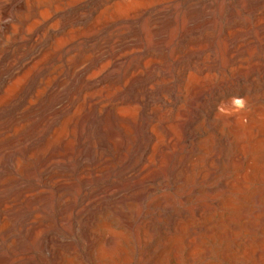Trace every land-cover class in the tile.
<instances>
[{
	"label": "bare ground",
	"instance_id": "1",
	"mask_svg": "<svg viewBox=\"0 0 264 264\" xmlns=\"http://www.w3.org/2000/svg\"><path fill=\"white\" fill-rule=\"evenodd\" d=\"M57 1L0 5V264H109L57 230L107 202L121 264H264V17L231 29L264 0H221L219 32V0H107L115 40V13L86 29L93 0ZM232 96L247 110L220 114Z\"/></svg>",
	"mask_w": 264,
	"mask_h": 264
},
{
	"label": "rangeland",
	"instance_id": "2",
	"mask_svg": "<svg viewBox=\"0 0 264 264\" xmlns=\"http://www.w3.org/2000/svg\"><path fill=\"white\" fill-rule=\"evenodd\" d=\"M3 1V2H2ZM6 0H0V5L3 4ZM13 1V0H12ZM47 1H52V0H46V3ZM60 1V2H58ZM57 2H54L53 6L54 5H58L62 7L63 10H59L60 12L59 13H56V15H61V14H65V15H70V14H73V13H81L80 9L79 8H73V7H70V6H67L66 3L69 2L70 0H58ZM107 0H101L100 2H97L95 0H93V2H91V4L89 5V7L87 8H83L82 7V10L86 13H84L85 15V21L88 22V24H86V29H90L89 26H91L92 28L93 27H96L99 26L101 27L102 25H104V23L106 22H112V20H109V18L111 19L112 18V15H115L113 16L112 19L113 22L110 23L109 27L108 28L109 30L111 29H114V40L118 38V31H120L119 27L121 28V24L122 22L118 19L116 20V18L118 17L117 15H119L120 13H118L120 10L123 11V5H120V3L118 4V1H112L110 2V4H107L106 2ZM213 1V0H212ZM28 2L30 4H32V0H28ZM65 2V3H64ZM97 2V3H96ZM103 2V3H102ZM45 3V2H43ZM56 3V4H55ZM58 3V4H57ZM65 5H64V4ZM220 5H218V4ZM110 5L109 7L111 8H108L107 10V13L106 11L104 12H99V10L102 8V7H105V5ZM117 4V5H116ZM223 3H221V0L219 1H213V3H209V2H204L203 3V6L206 10L207 13H205V15H202V18L205 20V22H207V24L204 25V30H207V31H216V32H219V31H222V25H223V21H224V14H225V9H224V6L222 5ZM46 6H48L47 4H44ZM104 5V6H103ZM46 6H40V8H43V7H46ZM50 6V5H49ZM53 6L52 8H50L49 12H44V14L46 13H52L53 11ZM101 6V7H100ZM95 7V8H93ZM73 8V9H71ZM89 8V9H88ZM261 8V9H260ZM45 9V8H44ZM263 9V10H262ZM71 10V11H70ZM94 10V11H93ZM97 10V11H95ZM111 10V11H110ZM117 10H119L118 12H116ZM75 11V12H74ZM88 11V12H87ZM115 11V12H114ZM204 9L202 10V13H203ZM240 11L242 12H239L237 14V17H236V21H235V24L231 27L232 30H238L240 32H242L243 30L245 31H254L256 30L257 28L255 27L254 25V20H255V14H257L259 17L263 18L264 17V2H262V4H260L259 6H257V8L255 9L254 12H247V11H244L242 9H240ZM68 12V13H67ZM110 12L113 13L110 15ZM23 13V15H22ZM107 14V15H104ZM259 13V14H258ZM262 13V14H260ZM21 14V15H20ZM117 14V15H116ZM96 15V17H95ZM101 16V17H97V16ZM19 16L21 17H27V20H26V24H29V23H32L34 20L38 19L39 18V14L37 12V8L34 6L32 7V5H30V7L28 9H22V12L19 13ZM108 16V17H107ZM105 17V18H104ZM116 17V18H115ZM246 18V19H245ZM89 19V20H88ZM91 19V20H90ZM93 19V20H92ZM99 21H98V20ZM105 21H104V20ZM109 20V21H106V20ZM243 19V20H242ZM97 20V21H96ZM208 20H210L208 22ZM217 20V21H216ZM249 20V21H248ZM252 20V21H251ZM92 21V22H91ZM212 21V22H211ZM248 21V22H247ZM246 22V24H245ZM93 23V24H91ZM121 23V24H120ZM91 24V25H90ZM102 24V25H101ZM116 24V25H115ZM117 24H120V25H117ZM216 24V26H215ZM240 24V25H239ZM115 25V26H113ZM236 25V26H235ZM177 26H178V23L176 21H171L170 25H169V28H168V32H167V36L166 38L168 39L169 36L173 33V31H175L177 29ZM213 26V27H212ZM242 26V27H241ZM215 27V29H214ZM237 27V29H236ZM117 28V29H116ZM247 28V29H246ZM40 29V28H39ZM91 30H94V29H91ZM117 30V31H116ZM139 32H137V35L138 38L141 39V41L144 40V35L142 34V32L140 30H138ZM172 32V33H171ZM116 36V37H115ZM141 36V37H140ZM111 39H113L111 37ZM109 39L108 43L111 44L112 40ZM143 39V40H142ZM135 41H133L132 43L134 44ZM110 44H107V46H109ZM136 44V42H135ZM106 46V47H107ZM131 46V44H130ZM112 204L107 202L99 207H97L95 209V212H93L90 216L89 219H87L86 221L82 222V224H78L76 225L77 223L74 221L73 218H69V217H63L61 222L58 223L60 225L57 226V230L61 233V234H64L66 236V232H65V229L66 230H73L74 231V234L71 235V239H74L72 240L73 243L75 245H77L79 248H81V252H82V255L84 257V261L86 262H90V263H98L100 262L101 260H104L106 259L107 262H109V264H121L122 261H123V256L122 254L119 252V246H121V241L119 239V237L117 235H115L118 231L117 227L114 225V207H111ZM105 207V208H104ZM101 208V211L99 210ZM104 208V209H103ZM98 210V211H97ZM104 210V211H103ZM103 213V214H102ZM105 213L107 215H105ZM113 214V215H112ZM99 215V216H98ZM49 216V220L50 221H53V222H56V216H52L51 215H48ZM96 216V217H94ZM92 218V219H91ZM96 218V219H95ZM99 218V219H98ZM101 218V219H100ZM109 218V219H108ZM69 219V220H68ZM95 219V220H94ZM111 219V220H110ZM90 220V221H89ZM64 221V222H62ZM70 221V222H69ZM88 221V222H87ZM73 222V223H72ZM104 224V228L102 227V225ZM67 224V225H66ZM100 227H98V226ZM106 225L108 227H106ZM68 226V228L65 227ZM62 227V229H61ZM70 227V228H69ZM72 227V228H71ZM98 227V228H97ZM96 228V229H95ZM106 229V230H105ZM110 229V230H109ZM87 230V231H86ZM89 230V232H88ZM114 230V231H112ZM117 230V231H116ZM91 231V232H90ZM107 231V232H106ZM110 232V233H109ZM83 233V234H82ZM109 233V236L107 235ZM112 233V234H111ZM82 234V235H81ZM93 234V235H92ZM107 235V237H106ZM113 237V238H112ZM88 238V239H87ZM100 239V240H99ZM90 240V241H89ZM95 240V241H93ZM115 240V241H114ZM105 241V243L103 242ZM108 241V242H107ZM113 241V242H111ZM92 242V243H91ZM115 242V243H114ZM109 243L111 245H114L111 247V245H109ZM98 245V246H97ZM101 245V246H100ZM103 245V246H102ZM109 245V246H108ZM100 246V247H99ZM92 247V250L95 251V250H98L99 251V258L98 257H95L93 253H90V248ZM103 249H102V248ZM100 248V249H99ZM106 248V249H105ZM116 250V251H115ZM103 253V254H102ZM115 258V259H114ZM121 259V260H120ZM22 260V261H21ZM21 260H15L13 263L11 264H23V262L25 261V259H21ZM120 260V261H119ZM97 261V262H96ZM21 262V263H20ZM86 262V263H87ZM135 264V263H134Z\"/></svg>",
	"mask_w": 264,
	"mask_h": 264
},
{
	"label": "clouds",
	"instance_id": "3",
	"mask_svg": "<svg viewBox=\"0 0 264 264\" xmlns=\"http://www.w3.org/2000/svg\"><path fill=\"white\" fill-rule=\"evenodd\" d=\"M248 101L242 96H232L227 106L218 105V112L225 116H232L247 110Z\"/></svg>",
	"mask_w": 264,
	"mask_h": 264
}]
</instances>
